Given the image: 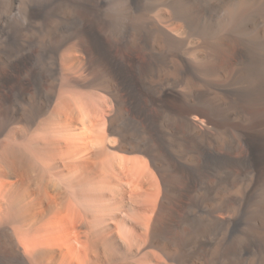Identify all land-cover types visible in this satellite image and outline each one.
I'll return each mask as SVG.
<instances>
[{"label": "bare ground", "instance_id": "1", "mask_svg": "<svg viewBox=\"0 0 264 264\" xmlns=\"http://www.w3.org/2000/svg\"><path fill=\"white\" fill-rule=\"evenodd\" d=\"M0 264H264V0H0Z\"/></svg>", "mask_w": 264, "mask_h": 264}]
</instances>
